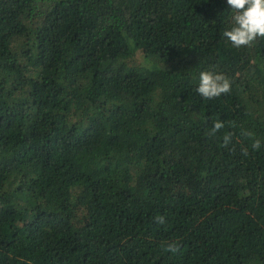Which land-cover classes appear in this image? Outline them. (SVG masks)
<instances>
[{
    "label": "trees",
    "instance_id": "16d2710c",
    "mask_svg": "<svg viewBox=\"0 0 264 264\" xmlns=\"http://www.w3.org/2000/svg\"><path fill=\"white\" fill-rule=\"evenodd\" d=\"M231 16L0 0V264H264V38L233 47ZM201 71L231 92L201 98Z\"/></svg>",
    "mask_w": 264,
    "mask_h": 264
},
{
    "label": "clouds",
    "instance_id": "9594fccd",
    "mask_svg": "<svg viewBox=\"0 0 264 264\" xmlns=\"http://www.w3.org/2000/svg\"><path fill=\"white\" fill-rule=\"evenodd\" d=\"M226 2L232 10V16L231 25L224 30L223 36L233 47L237 49L251 47L258 38H264V0H226ZM231 89V81L223 73L201 71L195 90L204 100H212L230 93ZM230 123L235 126L234 122ZM223 127V121H214L208 135H215ZM241 135L252 140L254 150L261 147L260 139L256 138L252 131L242 129ZM231 138V133L225 134L222 146L228 147ZM242 152L245 156L248 155L246 148L242 149ZM155 220L159 224L165 223L163 215L156 217ZM165 250L175 253L179 250V245L176 241L168 242Z\"/></svg>",
    "mask_w": 264,
    "mask_h": 264
}]
</instances>
